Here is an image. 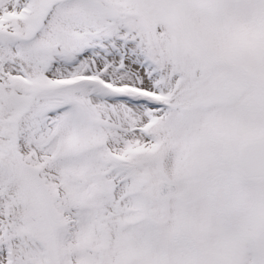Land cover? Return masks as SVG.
I'll return each instance as SVG.
<instances>
[{
    "label": "snow or ice",
    "instance_id": "obj_1",
    "mask_svg": "<svg viewBox=\"0 0 264 264\" xmlns=\"http://www.w3.org/2000/svg\"><path fill=\"white\" fill-rule=\"evenodd\" d=\"M0 264H264V0H0Z\"/></svg>",
    "mask_w": 264,
    "mask_h": 264
}]
</instances>
